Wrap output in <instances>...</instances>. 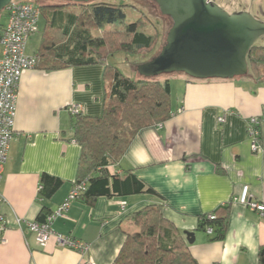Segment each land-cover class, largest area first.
I'll return each instance as SVG.
<instances>
[{
  "label": "crops",
  "instance_id": "obj_1",
  "mask_svg": "<svg viewBox=\"0 0 264 264\" xmlns=\"http://www.w3.org/2000/svg\"><path fill=\"white\" fill-rule=\"evenodd\" d=\"M43 29L42 22L39 43L27 53H35ZM58 50L59 57L71 54L68 42ZM102 76L98 64L36 67L21 74L13 137L0 180V215L7 223L0 264H83L88 256L94 264H113L126 234L138 229L131 214L149 204L161 205L163 217L183 237L197 264H264V217L233 200L248 185L253 198L264 203V77L172 74L170 117L141 128L118 163L109 167L120 175L131 171L156 193L99 196L92 203L76 198L52 222L53 234L43 248L24 223L18 226L17 219L36 220L43 207L55 210L70 192L81 147L71 139L73 115L67 105L79 103L84 113L100 114L108 90ZM251 116L260 120L256 150L246 132ZM43 173L62 180L50 198L39 195ZM210 212L225 219L220 238L197 228L199 217ZM185 230L193 233L192 243ZM55 233L87 242V254L57 245Z\"/></svg>",
  "mask_w": 264,
  "mask_h": 264
},
{
  "label": "trees",
  "instance_id": "obj_2",
  "mask_svg": "<svg viewBox=\"0 0 264 264\" xmlns=\"http://www.w3.org/2000/svg\"><path fill=\"white\" fill-rule=\"evenodd\" d=\"M38 5L44 29L40 45L33 53L36 56L34 68L50 70L70 65L98 64L103 66V78L108 79V90L100 114L80 112L71 119V139L81 147L77 178L73 183L83 184L77 198L92 203L99 196L156 193L131 171L120 175L111 173L109 169L118 163L141 128L164 122L173 111L169 77L162 79L139 75V78H131L106 62L112 52L139 54L154 46L156 35L138 28L149 18L142 13L136 22L125 23L126 5L121 2L91 0L79 4L60 0ZM148 22L151 23V20ZM108 25L111 28L107 29ZM65 42H68L71 54L59 57L58 48ZM246 60V75L260 78V66H264V45L254 43ZM134 63L137 65L141 61L135 60ZM39 183V195L50 198L62 180L43 173ZM49 213L43 207L36 221H44ZM210 214L215 217L209 219ZM131 218L138 229L126 234L113 264H197L183 237L163 217L161 205H146L133 212ZM225 224L224 217L210 212L199 217L197 228L205 230L211 226L214 238H220ZM263 252L264 247L261 254Z\"/></svg>",
  "mask_w": 264,
  "mask_h": 264
},
{
  "label": "water",
  "instance_id": "obj_3",
  "mask_svg": "<svg viewBox=\"0 0 264 264\" xmlns=\"http://www.w3.org/2000/svg\"><path fill=\"white\" fill-rule=\"evenodd\" d=\"M11 0H0V15ZM87 3L91 0H65ZM172 24L157 55L136 66L142 77L182 72L193 79L246 75V55L264 35V21L249 12H228L214 0H152ZM188 243L194 235L183 231Z\"/></svg>",
  "mask_w": 264,
  "mask_h": 264
},
{
  "label": "built area",
  "instance_id": "obj_4",
  "mask_svg": "<svg viewBox=\"0 0 264 264\" xmlns=\"http://www.w3.org/2000/svg\"><path fill=\"white\" fill-rule=\"evenodd\" d=\"M6 21L0 27V180L4 166L8 160V151L13 137V126L16 111V100L18 94V83L21 74L27 69L34 68L36 64L35 54L26 52V44L30 35L38 31L40 19L39 5L30 0H11L2 10ZM67 111L71 115L83 112V106L79 103H69ZM219 122L224 121V116L217 118ZM259 117L251 116L247 119L246 132L251 138V147L257 149V139L259 137ZM83 184H73L66 199L45 217L44 221H25L17 219L18 226L24 223L26 228L33 234L35 243L43 248L49 242L53 234L51 224L54 219L67 212L70 202L77 198ZM233 200L245 205L247 208L257 211L264 217V203L258 202L249 193L248 185H243L238 195ZM124 202H121L123 205ZM215 216L210 214L209 219ZM7 223L0 215V241L3 240ZM207 234H212L213 229L207 226ZM55 242L59 246H64L76 250L81 255L88 252L89 244L85 241L54 234ZM83 264H94L91 257L85 258Z\"/></svg>",
  "mask_w": 264,
  "mask_h": 264
},
{
  "label": "rangeland",
  "instance_id": "obj_5",
  "mask_svg": "<svg viewBox=\"0 0 264 264\" xmlns=\"http://www.w3.org/2000/svg\"><path fill=\"white\" fill-rule=\"evenodd\" d=\"M14 1H24V0H14ZM36 4H48L53 2H59L60 0H30ZM106 2H121L125 4L124 11H125V23H132L136 22L140 17L141 14H145L146 17L149 18L147 21L141 22L139 25V30H142L150 35H156V42L152 48L147 51H142L139 54H131L123 51L112 52L107 58V64L116 66L124 75L131 77V78H139V75L136 72V63L132 64L135 60H140L141 62H145L152 58L153 56L157 55L160 51L161 47L165 43L166 34L168 29L170 28L172 21L168 16L161 14L158 5L152 0H100ZM224 7H226L229 11L230 10H237L241 8V6L247 5L248 8L252 11L256 9H263L264 10V0H220ZM219 1V2H220ZM77 12V10H75ZM4 13L1 12L0 15V23L4 20ZM151 20V23L148 22ZM39 31L31 35L26 44V49L28 52H32L36 49L41 29H42V20L39 23ZM107 29L111 28V25L106 27ZM99 31V30H98ZM96 32L97 34L99 32ZM256 44L264 43L263 38L259 37L255 41ZM261 70L259 73V77H264V66H260ZM184 74L182 72H173L169 74L158 75L157 78H166L171 76L172 74ZM183 76V75H182ZM187 76V75H186ZM189 77V76H188ZM103 78V76H102ZM191 78V77H190ZM106 84L108 83V79H103ZM175 90V89H174ZM173 90V92H174ZM175 94V93H174Z\"/></svg>",
  "mask_w": 264,
  "mask_h": 264
},
{
  "label": "flooded vegetation",
  "instance_id": "obj_6",
  "mask_svg": "<svg viewBox=\"0 0 264 264\" xmlns=\"http://www.w3.org/2000/svg\"><path fill=\"white\" fill-rule=\"evenodd\" d=\"M219 6H221L223 9H225L226 11L228 12H233V11H240V10H244V11H247L249 12L251 15H253L255 18L259 19V20H262L264 21V10L259 8V9H256L254 11L250 10L248 8L247 5L245 6H241V8L237 9V10H228L226 7L223 6V4L221 3L220 0H214ZM220 1V2H219ZM225 1V0H224ZM228 1V0H227ZM264 36V35H263ZM261 38H264V37H261ZM262 45H264V43H262Z\"/></svg>",
  "mask_w": 264,
  "mask_h": 264
}]
</instances>
